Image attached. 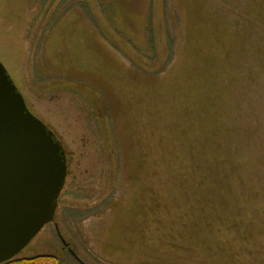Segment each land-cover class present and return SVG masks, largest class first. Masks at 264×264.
Returning a JSON list of instances; mask_svg holds the SVG:
<instances>
[{
    "label": "rangeland",
    "instance_id": "rangeland-1",
    "mask_svg": "<svg viewBox=\"0 0 264 264\" xmlns=\"http://www.w3.org/2000/svg\"><path fill=\"white\" fill-rule=\"evenodd\" d=\"M0 63L66 157L18 258L264 264V0H0Z\"/></svg>",
    "mask_w": 264,
    "mask_h": 264
},
{
    "label": "water",
    "instance_id": "water-1",
    "mask_svg": "<svg viewBox=\"0 0 264 264\" xmlns=\"http://www.w3.org/2000/svg\"><path fill=\"white\" fill-rule=\"evenodd\" d=\"M66 172L61 144L27 110L0 63V264L53 221Z\"/></svg>",
    "mask_w": 264,
    "mask_h": 264
},
{
    "label": "trees",
    "instance_id": "trees-1",
    "mask_svg": "<svg viewBox=\"0 0 264 264\" xmlns=\"http://www.w3.org/2000/svg\"><path fill=\"white\" fill-rule=\"evenodd\" d=\"M141 5L142 4L139 3V6H141ZM172 34H173L172 35V37H173L175 35L174 30H172ZM203 43H204V37L201 36L200 40L198 41V46H200L199 48L200 49L203 48L205 50L209 49ZM210 51L214 52L213 50H210ZM199 66L192 68V71L194 72L193 74L197 75L200 72V70L198 68ZM166 67H167V65L166 66L164 65L163 67H159V69L156 70L155 72H147V71L140 69L139 65L137 64V86H139V87L145 86L144 88L149 89V90H158V88H160V81L163 79V75L165 74ZM163 72H164V74H163ZM109 95H111V94H109ZM115 98H116L115 95L111 96V98H110V100L112 102V106H113V110H112L113 117L115 119L114 128L116 129L117 137H126V139H127L128 132L131 129V126L129 125V123L132 122L133 118L128 116L126 108L123 107L122 102L120 104L119 101L115 100ZM129 152H131V151L127 150L126 154L130 155ZM107 223H108V219L106 220L105 224H107ZM104 225L101 229V233L99 236L101 238L100 240L102 242H104V233L106 232V228H107V226L105 227ZM18 257H19V255L17 257H15L14 259H12L6 263H3V264H63V262L60 260V258H58L57 256H52V255H42V256H36V257H32V258H27V259H22V258H18ZM72 257L74 258L73 260L77 264H80V262L75 259L74 255H72ZM148 263L149 262L147 260H142V261L137 260V264H148ZM69 264H71V263H69Z\"/></svg>",
    "mask_w": 264,
    "mask_h": 264
}]
</instances>
